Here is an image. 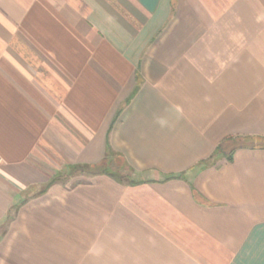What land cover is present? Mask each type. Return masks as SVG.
<instances>
[{
    "label": "crops",
    "instance_id": "0c3cea01",
    "mask_svg": "<svg viewBox=\"0 0 264 264\" xmlns=\"http://www.w3.org/2000/svg\"><path fill=\"white\" fill-rule=\"evenodd\" d=\"M229 136L264 137V0H0V264H264Z\"/></svg>",
    "mask_w": 264,
    "mask_h": 264
},
{
    "label": "trees",
    "instance_id": "16d2710c",
    "mask_svg": "<svg viewBox=\"0 0 264 264\" xmlns=\"http://www.w3.org/2000/svg\"><path fill=\"white\" fill-rule=\"evenodd\" d=\"M240 147L264 148L263 136L226 137L216 148L217 153H222L230 161L233 160L234 151ZM105 164V163H104ZM94 165V168L102 169L104 173L120 177L117 172L111 171L108 165ZM122 177V176H121Z\"/></svg>",
    "mask_w": 264,
    "mask_h": 264
},
{
    "label": "rangeland",
    "instance_id": "374dc122",
    "mask_svg": "<svg viewBox=\"0 0 264 264\" xmlns=\"http://www.w3.org/2000/svg\"><path fill=\"white\" fill-rule=\"evenodd\" d=\"M104 165H108L107 167H109L111 171L117 172L122 177H131L133 174L128 165L119 157H114L108 162L106 161Z\"/></svg>",
    "mask_w": 264,
    "mask_h": 264
}]
</instances>
